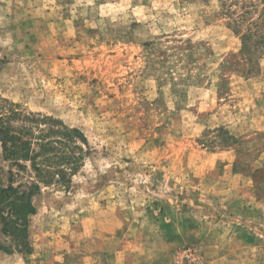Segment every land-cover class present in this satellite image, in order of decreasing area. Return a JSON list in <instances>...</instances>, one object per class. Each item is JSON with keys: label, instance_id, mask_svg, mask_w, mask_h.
Segmentation results:
<instances>
[{"label": "rangeland", "instance_id": "374dc122", "mask_svg": "<svg viewBox=\"0 0 264 264\" xmlns=\"http://www.w3.org/2000/svg\"><path fill=\"white\" fill-rule=\"evenodd\" d=\"M224 1L0 0V104L89 144L0 264H264V51Z\"/></svg>", "mask_w": 264, "mask_h": 264}, {"label": "trees", "instance_id": "16d2710c", "mask_svg": "<svg viewBox=\"0 0 264 264\" xmlns=\"http://www.w3.org/2000/svg\"><path fill=\"white\" fill-rule=\"evenodd\" d=\"M225 13L241 32L240 54L264 51V0H231ZM258 3H262L258 10ZM258 13L256 18L253 13ZM252 57H250L251 60ZM0 104V151L8 162L7 183L0 185V251L29 254V217L33 197L43 186L67 188L81 167L89 144L84 133L47 114L26 112L4 99Z\"/></svg>", "mask_w": 264, "mask_h": 264}]
</instances>
